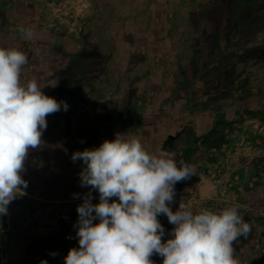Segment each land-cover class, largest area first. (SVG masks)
<instances>
[{
	"label": "rangeland",
	"instance_id": "1",
	"mask_svg": "<svg viewBox=\"0 0 264 264\" xmlns=\"http://www.w3.org/2000/svg\"><path fill=\"white\" fill-rule=\"evenodd\" d=\"M183 1L83 0L75 4L74 0L69 16L57 18V25L49 27L63 33L61 27L66 19L67 27L72 28L74 44L71 47L59 51L38 49L32 43L27 48L15 46L28 57L21 82L27 83L35 77L43 92L50 91L48 96L75 106L70 117H63V110L46 117L47 120H58V128L52 131L47 127L41 146L30 151L24 179H29L40 161L48 160L49 154L64 153L70 136L81 137L85 128L80 127L79 122L86 116L82 107L91 98L81 96L80 90L95 88L93 79L96 76H112L119 68L126 75H160L162 88L183 84L178 88L181 93L167 97L160 106L166 113V122L177 118L175 149H192L189 164L196 170L190 179L175 185L178 191L172 210L175 212L180 202L190 204L194 211L202 208L219 211L238 205L239 213L251 225V231L247 237L234 242V256L240 264H264V208L257 209L255 203L257 200L264 203V119H253L232 128L220 126L223 136L202 139L209 131L210 120H238L246 110L264 109V59H255L257 53L264 54V0L246 1V6L256 13L251 17L253 24L243 33L246 39L241 48L222 50V56L216 62L194 66V77L179 82L172 78L176 50L165 46L170 41L164 30L170 23L176 24L179 18L176 7ZM116 2L120 4L118 8L112 5ZM107 4L111 5L102 14L98 8ZM115 42L117 47H114ZM226 53L232 56L228 60L224 58ZM127 83L125 81L119 87L127 89ZM131 83L135 84L137 93H132L129 98L121 95L114 99L117 106H121L122 114L127 115L125 120L135 118L139 121L143 113L157 106L160 99L140 91H144L143 80ZM104 88L108 89L110 85L106 82ZM104 99L105 103L111 104V98L105 96ZM184 115H187L186 119H182ZM195 115L205 118L201 129L190 117ZM48 138L58 143H49ZM198 140H201L199 144ZM167 148H172V144ZM184 188L187 191L184 192ZM257 189L261 190L259 194L253 192ZM217 190L220 196L212 197ZM158 219L169 236L174 225L166 216ZM151 259L155 260L156 255Z\"/></svg>",
	"mask_w": 264,
	"mask_h": 264
},
{
	"label": "clouds",
	"instance_id": "2",
	"mask_svg": "<svg viewBox=\"0 0 264 264\" xmlns=\"http://www.w3.org/2000/svg\"><path fill=\"white\" fill-rule=\"evenodd\" d=\"M19 31L28 39L35 35L24 26ZM27 63L23 51L0 47V218L11 202L26 195L25 162L41 146L46 117L70 107L46 95L35 77L21 82ZM71 160L82 161L80 186L89 191L76 209L79 247L68 250L64 264H154L153 255L162 257V264H240L233 244L247 237L251 225L238 205L194 211L180 202L172 210L175 185L195 175L194 165L167 150L150 152L127 132L73 152ZM93 191L99 193L95 204ZM160 216L174 225L166 240Z\"/></svg>",
	"mask_w": 264,
	"mask_h": 264
},
{
	"label": "crops",
	"instance_id": "3",
	"mask_svg": "<svg viewBox=\"0 0 264 264\" xmlns=\"http://www.w3.org/2000/svg\"><path fill=\"white\" fill-rule=\"evenodd\" d=\"M78 1L83 0H75V4ZM246 1L184 0L176 7L179 16L176 24L170 23L164 30V35L170 41L165 46H172L171 48L176 50L174 51L176 57L172 60L175 65L173 79L179 82L188 81L194 77L192 76L194 66L214 63L222 56V50H233L234 47L243 46L246 39L243 33L250 24H253L251 17L256 13L246 6ZM73 3L74 0H0V47L27 48L31 43L38 49L60 51L71 47L74 44L72 28L67 27L66 19L61 27L63 33L54 32L53 28L49 27L57 25V18H67L73 11ZM108 5L111 4L98 10L102 11V14L106 13ZM112 5L116 8L120 6L117 2ZM20 26L31 28L35 34L33 38H25L19 31ZM113 35L115 36V33ZM114 47H117L116 42ZM229 54L231 55V53L224 55L225 60L232 57ZM255 59H264V54L257 53ZM135 80L144 81V91H140L144 94L147 92L146 95H156L160 100L153 110L143 113L139 121L130 116V119L125 120L128 117L125 113L122 114L121 106H117V100L114 98L121 95L129 98L132 93H137L135 84L131 83ZM161 80L160 75L138 76L137 73L126 75L119 68L112 76H96L93 79L95 88L80 90L81 96L91 98L87 100L89 103L82 107L87 117L79 122V126L85 130L80 138L71 136L68 138V147L64 153L49 154L47 161H40L36 172L26 179L28 181L26 195L11 202L8 214L0 218V264H40L42 259L48 260L49 264H64L68 250L79 247L74 227L78 220L76 209L89 188L80 186L79 173L83 164L80 160L75 163L71 160L73 152L98 147L104 140L114 139L116 133L127 132L139 138L146 150L150 152L167 150L177 159L189 164L193 150L175 149L177 118L170 123L166 122V113L160 106L167 101V97L181 93L182 90L178 88L183 84L170 89L162 88L163 83L159 84ZM125 81H128V88L121 89L119 86ZM106 82L110 85L108 89L104 88ZM44 93L50 95V91ZM105 96L112 99L111 104L105 103ZM69 106L62 114L63 117H70L74 112L75 106L71 104ZM187 109L184 106V111ZM127 111L130 113L131 109L128 107ZM190 117L198 124L197 128L201 129L203 126L201 122L205 118L200 115ZM186 118L187 115L182 117ZM221 120L223 119H216L214 122L210 120L209 131L202 139L218 136L212 135V130ZM252 120L248 119L244 123ZM57 121L50 118L47 120V127L56 131ZM51 141L53 144L58 143L48 138V142ZM200 141L198 140V144ZM168 144H172V148H167ZM183 191H187V188ZM260 191L257 189L253 192L259 194ZM74 193L79 195L74 198ZM92 195V202L98 203L99 193L93 191ZM214 195L219 197L220 191L214 192L212 197ZM255 203L257 209L263 210V201L257 200ZM165 233L162 240L169 238L168 232ZM51 252H56L57 255L53 257L50 255ZM153 261L154 264H162L163 258L156 255Z\"/></svg>",
	"mask_w": 264,
	"mask_h": 264
},
{
	"label": "trees",
	"instance_id": "4",
	"mask_svg": "<svg viewBox=\"0 0 264 264\" xmlns=\"http://www.w3.org/2000/svg\"><path fill=\"white\" fill-rule=\"evenodd\" d=\"M248 119H259L263 120L264 119V109L258 110V111H253V110H246L243 115L241 116L240 119L238 120H233V121H224L221 120L219 121L213 128L212 130V135L217 134L219 137L223 136L224 131L222 129H225L226 127L232 128L233 126L244 123ZM221 125L223 128L221 130H217V127Z\"/></svg>",
	"mask_w": 264,
	"mask_h": 264
}]
</instances>
